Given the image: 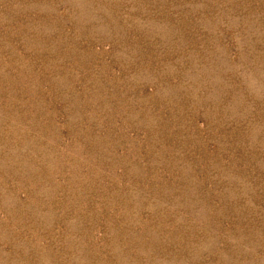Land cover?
<instances>
[{"label": "rangeland", "instance_id": "rangeland-1", "mask_svg": "<svg viewBox=\"0 0 264 264\" xmlns=\"http://www.w3.org/2000/svg\"><path fill=\"white\" fill-rule=\"evenodd\" d=\"M0 264H264V0H0Z\"/></svg>", "mask_w": 264, "mask_h": 264}]
</instances>
